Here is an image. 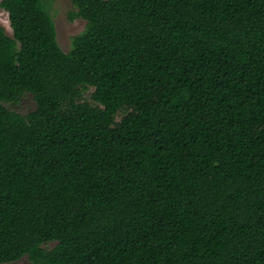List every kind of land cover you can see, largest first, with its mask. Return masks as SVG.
Instances as JSON below:
<instances>
[{
	"label": "trees",
	"instance_id": "1",
	"mask_svg": "<svg viewBox=\"0 0 264 264\" xmlns=\"http://www.w3.org/2000/svg\"><path fill=\"white\" fill-rule=\"evenodd\" d=\"M50 1L0 2V264H264V0H70L68 52Z\"/></svg>",
	"mask_w": 264,
	"mask_h": 264
},
{
	"label": "rangeland",
	"instance_id": "2",
	"mask_svg": "<svg viewBox=\"0 0 264 264\" xmlns=\"http://www.w3.org/2000/svg\"><path fill=\"white\" fill-rule=\"evenodd\" d=\"M1 2V0H0ZM70 0H51L47 4V10L50 13L52 19L55 22L57 30V40L61 48L68 52L72 47V40L74 36L80 34L86 27V20L83 18H70V13L74 10ZM0 25H2L6 31L12 34V28L9 21L8 12L0 6ZM91 91L84 94V98L91 101ZM11 109L21 113L27 114L35 108V101L31 94H26L22 97L20 102L16 105L10 106ZM123 113L119 114L121 117ZM54 242H49L44 246L52 248ZM2 264H35L28 256H23L14 262L2 263Z\"/></svg>",
	"mask_w": 264,
	"mask_h": 264
}]
</instances>
